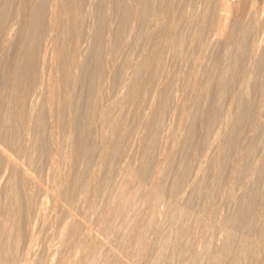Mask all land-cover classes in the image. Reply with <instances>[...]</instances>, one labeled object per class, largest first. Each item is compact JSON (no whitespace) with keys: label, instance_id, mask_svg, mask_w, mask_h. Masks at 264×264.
<instances>
[{"label":"rangeland","instance_id":"1","mask_svg":"<svg viewBox=\"0 0 264 264\" xmlns=\"http://www.w3.org/2000/svg\"><path fill=\"white\" fill-rule=\"evenodd\" d=\"M263 126L264 0H0V149L24 154L43 183L62 152L45 197L57 216L40 225L29 264L59 236L56 264H74L84 233L74 223L85 214L93 225L113 196L89 264L263 259ZM15 181L8 248L19 255L28 209ZM66 203L76 218L64 224Z\"/></svg>","mask_w":264,"mask_h":264},{"label":"bare ground","instance_id":"2","mask_svg":"<svg viewBox=\"0 0 264 264\" xmlns=\"http://www.w3.org/2000/svg\"><path fill=\"white\" fill-rule=\"evenodd\" d=\"M218 1V0H217ZM240 1V0H239ZM228 2V1H227ZM242 4L244 2V0H241ZM246 2V0H245ZM26 3V2H25ZM196 3V2H195ZM23 4V3H22ZM24 5V4H23ZM242 6H245V5H242ZM193 7V6H192ZM214 11V10H213ZM120 12V11H119ZM124 12V11H123ZM184 12V11H183ZM253 12V11H252ZM244 13V12H243ZM120 14V13H119ZM204 15V13H203ZM216 15V14H215ZM248 18V17H247ZM110 19V18H109ZM113 18L111 17V20L110 22H113L112 21ZM49 23L51 25L52 28H54L57 24L56 22V17L55 16H52L50 17L49 19ZM172 23V22H171ZM174 23V22H173ZM109 23H107L108 25ZM171 25V24H170ZM217 25V24H216ZM220 25V24H219ZM217 29V28H216ZM219 29V28H218ZM10 32V31H9ZM169 35V34H168ZM109 36V34H108ZM81 48L79 47H76L75 48V52L77 54L78 57L81 56ZM55 50V49H54ZM254 52V51H253ZM162 53V52H161ZM111 55V54H110ZM255 55V54H254ZM76 56V57H77ZM251 56V55H250ZM189 72V71H188ZM50 77V75H49ZM49 77H48V80H49ZM159 78V77H158ZM184 80V79H183ZM212 81V80H211ZM50 83V82H49ZM184 83V82H183ZM185 84V83H184ZM59 85V83H58ZM197 88V87H195ZM241 89V88H240ZM156 90V89H155ZM190 92V91H189ZM194 92V91H193ZM192 92V93H193ZM238 94V93H237ZM233 95V94H232ZM60 99V98H59ZM120 99V98H119ZM233 99V98H232ZM61 100H62V96H61ZM49 101V100H48ZM66 101V100H65ZM63 103V102H62ZM150 103V102H149ZM148 103V104H149ZM49 104V103H48ZM231 105V104H230ZM147 106V105H146ZM232 107V106H230ZM234 110V109H233ZM189 111V110H188ZM228 111V110H227ZM144 112V110H143ZM176 112V111H175ZM185 113V112H183ZM143 115V114H142ZM184 115V114H183ZM31 116V115H30ZM174 116V115H173ZM144 117V116H143ZM227 117V116H226ZM53 118V117H52ZM178 118V117H177ZM28 120H29V117H28ZM142 120V119H141ZM185 120V119H184ZM228 120V119H227ZM27 121V120H26ZM30 121V120H29ZM28 121V122H29ZM33 121V120H32ZM30 121V122H32ZM3 124V123H2ZM142 124V123H141ZM227 124V123H226ZM223 125H225V123H223ZM176 126V125H175ZM222 126V125H221ZM224 127H227L224 126ZM257 127V126H256ZM184 128V127H183ZM182 128V129H183ZM222 128V127H221ZM264 128V126H263ZM139 129V128H138ZM9 130V129H8ZM173 130V129H171ZM170 130V131H171ZM181 130V129H180ZM223 130V129H222ZM52 131V130H51ZM50 131V133H51ZM182 131V130H181ZM59 132V131H58ZM226 132V131H225ZM228 132V131H227ZM173 133V132H172ZM57 134V133H56ZM135 134V133H134ZM217 134V137L219 136L218 132H216ZM226 134V133H225ZM4 135V134H3ZM171 135V134H170ZM133 136V135H132ZM222 136V135H221ZM68 137V136H67ZM140 137V136H139ZM171 137V136H170ZM176 137V136H175ZM181 137V136H180ZM226 137V136H225ZM64 138V137H63ZM168 138V137H167ZM59 139V138H58ZM68 139V138H67ZM133 139V137H132ZM216 139V138H215ZM221 139V138H220ZM219 139V140H220ZM130 140V139H129ZM141 140V139H140ZM175 141V140H174ZM212 141V140H211ZM54 141H52L53 143ZM61 142V141H60ZM59 142V144H60ZM61 143H65L66 144V141L64 142H61ZM58 144V143H57ZM178 144V143H177ZM207 144V143H206ZM1 145V144H0ZM56 145V143H55ZM62 145V144H61ZM205 145V144H204ZM203 145V146H204ZM64 146V145H63ZM202 146V148H203ZM207 146V145H206ZM210 146V144H209ZM212 146V145H211ZM56 147V146H55ZM54 147V148H55ZM176 147V145L174 146ZM240 147V146H239ZM61 147L58 146L57 149H54V153H53V156L49 159V164H48V168H47V178L45 180V183H43L42 181H40L35 175L34 173L30 170V168L28 167L26 161H25V157H24V154H20V153H16V152H13V151H9V149L3 147L0 149V195L2 196L3 200H2V203L0 205V263L1 262H4L5 264H29L30 261L35 258L37 252H38V249L42 247H39L40 246V241H39V237L41 238V236H39V230H40V225L42 226L45 222L46 219L49 218V220H51V218H55L57 215V208H56V205L52 208H49L47 205H46V200H45V197L48 196V191L50 189V186H49V182L51 183V188L52 186L54 187V183L57 181V179L60 178V171L58 170L60 168V165H59V156L60 153L59 151L61 150L60 149ZM64 147H62L63 149ZM130 148V147H129ZM128 148V149H129ZM162 147H160L161 149ZM53 149V148H52ZM60 149V150H59ZM65 149V148H64ZM171 149V148H170ZM204 149V148H203ZM210 149V148H209ZM215 149V148H214ZM239 149V148H238ZM237 149V150H238ZM53 151V150H50V152ZM130 151V149L128 150ZM210 151V150H209ZM60 153V154H59ZM131 153V152H129ZM214 153V152H213ZM52 154V153H51ZM50 154V155H51ZM165 154V153H164ZM49 155V156H50ZM62 155V154H61ZM127 155V154H126ZM163 155V154H162ZM64 156V155H63ZM136 156V155H135ZM124 157V156H123ZM128 157V156H127ZM130 157V156H129ZM210 157V156H209ZM27 158V157H26ZM61 158V157H60ZM131 158V157H130ZM166 158V157H165ZM207 158V157H206ZM65 159V158H64ZM126 159V158H125ZM199 160V159H198ZM63 161V160H62ZM129 161V159H128ZM131 161V160H130ZM202 161V160H201ZM121 162V161H120ZM126 163V162H125ZM124 163V164H125ZM133 163V162H132ZM201 163V162H200ZM119 164V163H118ZM129 164V163H128ZM131 164V163H130ZM132 165V164H131ZM238 165V164H237ZM242 165V164H241ZM123 166V165H122ZM125 166V165H124ZM31 167V166H30ZM131 167V166H130ZM117 168V167H116ZM126 168V167H125ZM32 169V168H31ZM120 169V168H118ZM238 169V168H237ZM64 169H62L63 171ZM124 172V171H123ZM119 174V173H118ZM117 177V176H116ZM18 179L20 182L19 183V186L21 185V189L23 190V198H24V201H26V204H27V209H28V215L25 213V209H24V213L25 215L27 216V222H26V227L24 229H27L25 230L26 231V242L25 244L23 245L22 249H21V252L19 253V255H12L11 253H9V245H10V239L12 237V227H13V222H12V211H11V200L13 201V199H11V196L9 195L8 191L9 189L12 187V185H14V183L16 182L15 180ZM154 179V178H153ZM157 182V181H156ZM23 184V185H22ZM151 184V183H150ZM151 186V185H150ZM15 189L12 188V192L15 193L17 187L13 186ZM123 187V186H122ZM121 187V188H122ZM95 188V187H94ZM153 188V187H152ZM57 189V187H56ZM126 189V188H125ZM150 189V188H149ZM14 190V191H13ZM54 190V189H53ZM153 190V189H152ZM112 191V190H111ZM132 191V190H131ZM11 192V193H12ZM17 192V191H16ZM20 192V191H19ZM19 192H17L19 194ZM55 192V191H54ZM114 192V191H113ZM22 194V192H21ZM134 194V193H133ZM12 195V198H13V193L11 194ZM91 195V194H90ZM15 196V195H14ZM54 196V195H53ZM84 196V195H83ZM108 196V195H107ZM131 196V195H130ZM133 196V195H132ZM17 198V196H15ZM86 198V196H84ZM84 197L79 200V202L81 203H86L85 202V199ZM90 197V196H89ZM155 197V196H154ZM142 198V197H141ZM15 199V198H14ZM109 199V198H107ZM116 199L115 196H113L111 198V200L109 199V204L104 207L103 209H101V211L99 212V214L95 213V217H93V221L95 220V222H93V225L92 223L89 222V220H91L90 218V215L89 217L87 215H83L81 217L80 220H77V222H75V226L76 227H81L83 228V238H82V241L79 245V252H78V258L77 260H75V263L74 264H85V263H88L87 260H86V257L87 255L93 251L94 249V252L93 254H97L98 253V250L99 248H101L104 244L103 240H102V237H103V232H104V226H103V221H104V218L105 216H107L106 214H109L111 213L112 215L115 214L116 211V208L117 206H112L111 204H113L114 200ZM134 199V198H133ZM156 199V198H155ZM176 199V198H175ZM16 200V199H15ZM15 200L12 202L14 203ZM93 200V199H92ZM153 200V199H152ZM17 201V200H16ZM61 201V200H60ZM87 201V200H86ZM130 201V200H129ZM133 201V200H132ZM156 201V200H155ZM175 201V200H174ZM52 202V201H51ZM54 202V201H53ZM59 202V201H57ZM72 202V201H71ZM105 202V201H104ZM152 202V201H151ZM75 203V201H74ZM107 203V202H106ZM115 203V202H114ZM141 203V201H140ZM156 203V202H155ZM76 204V203H75ZM95 204V203H94ZM97 204V203H96ZM102 204V203H101ZM52 205V204H51ZM60 205V204H59ZM65 205V203H64ZM63 205V208L66 209V213H64L66 215L65 219H64V224H67L69 223V220H73L74 218H76L74 215V212H73V209L69 208V204L66 203V206ZM89 205V204H88ZM92 205V204H91ZM139 205V204H137ZM19 206V205H18ZM61 206V205H60ZM96 206V205H95ZM98 206V204H97ZM127 206V205H126ZM62 207V206H61ZM71 207V206H70ZM91 207V206H89ZM94 207V206H93ZM122 207V206H121ZM125 207V206H124ZM164 207V206H163ZM20 208V207H19ZM73 208V207H72ZM78 208V207H77ZM64 209V211H65ZM126 209V208H125ZM16 210V208L14 209V211ZM61 210V209H60ZM80 210V209H79ZM88 210V209H87ZM93 210V208H92ZM146 210V209H145ZM20 211V210H18ZM86 211V210H84ZM126 211V210H125ZM129 211V210H128ZM138 211V210H137ZM90 212V211H89ZM93 212V211H92ZM134 212V211H133ZM17 216L18 212H14ZM138 213V212H137ZM142 213V211H141ZM91 214V213H90ZM167 214V213H166ZM93 215V214H91ZM152 215V214H151ZM199 215V214H198ZM20 215H18L19 217ZM137 216V215H136ZM156 216V214H155ZM17 217V218H18ZM63 217V218H64ZM114 217V216H113ZM141 217V216H140ZM150 218V217H149ZM148 218V219H149ZM20 219V217H19ZM196 219V218H195ZM25 220V218H24ZM147 220V219H146ZM194 220V219H193ZM261 220V219H260ZM259 220V221H260ZM92 221V220H91ZM106 221V220H105ZM104 221V222H105ZM135 221V220H134ZM166 221V220H165ZM201 221V220H200ZM53 223V221H51ZM56 222V221H55ZM72 222V221H71ZM70 222V223H71ZM148 222V221H147ZM158 222V221H157ZM161 222V221H160ZM198 222V221H197ZM203 222V221H202ZM262 222V221H261ZM19 224V223H17ZM58 224V223H57ZM55 224V225H57ZM161 224V223H160ZM164 224V223H163ZM47 225V224H46ZM45 225V226H46ZM110 225V224H109ZM202 225V224H201ZM49 226V225H48ZM47 226V227H48ZM111 226V225H110ZM143 226H146V225H143ZM157 226V225H156ZM159 226V225H158ZM163 226V225H162ZM15 227H19V226H16ZM51 227V226H50ZM48 227V228H50ZM152 227V226H151ZM196 227V226H195ZM46 228V227H45ZM106 228V227H105ZM137 228V227H136ZM187 228V227H186ZM185 228V229H186ZM192 228V227H191ZM223 228V227H222ZM18 229V228H16ZM58 229V228H57ZM145 229V228H144ZM189 229V228H187ZM197 229V228H196ZM48 230V229H47ZM112 230V229H111ZM138 230V229H137ZM49 231V230H48ZM46 231V232H48ZM107 231V230H106ZM114 231V230H113ZM153 231V229H152ZM161 231V230H160ZM186 231V230H185ZM189 231V230H187ZM19 232V231H17ZM60 232V231H59ZM146 232V231H145ZM45 233V232H44ZM55 233V232H54ZM106 233V232H105ZM108 233V232H107ZM143 233V232H142ZM148 233V232H147ZM153 233V232H152ZM53 234V233H52ZM51 234V235H52ZM56 234V233H55ZM160 234V233H159ZM197 234V233H196ZM224 234V233H223ZM19 235V234H17ZM25 235V234H24ZM59 235V233H58ZM61 235V234H60ZM140 235V234H139ZM227 235H228V232H227ZM63 236V235H62ZM155 236V235H154ZM217 236V235H216ZM43 237V236H42ZM54 237V236H53ZM108 237V236H107ZM106 237V238H107ZM151 237V235H150ZM156 237V236H155ZM159 237H161V235H159ZM196 237V236H195ZM245 237V235H244ZM52 238V237H51ZM59 238V239H58ZM58 238H54L53 240H51L48 244H47V247L44 245L46 251H47V254H46V258H45V261H43L44 263L43 264H56V261H55V256H56V249H57V246H58V241L61 239V236H59ZM139 238V237H138ZM187 238V237H186ZM189 238V236H188ZM194 238V236H193ZM202 238V237H201ZM222 238V237H221ZM225 238V237H223ZM229 238V237H228ZM233 238V237H232ZM234 238H235V235H234ZM233 238V239H234ZM246 238V237H245ZM45 239V238H44ZM104 239V238H103ZM164 239V238H163ZM197 239V238H195ZM217 239V238H216ZM215 239V240H216ZM15 240V239H14ZM25 240V239H24ZM47 241L49 239H46ZM122 240V239H121ZM120 240V241H121ZM128 240V239H127ZM132 240V239H131ZM152 240V239H151ZM190 240V239H189ZM194 240V239H193ZM193 240L191 239V241L193 242ZM200 240V239H199ZM203 240V239H202ZM225 240V239H224ZM222 240V241H224ZM258 240V239H257ZM42 241V240H41ZM119 241V242H120ZM154 241V239H153ZM188 241V239H187ZM201 241V240H200ZM218 241V240H217ZM221 241V242H222ZM227 241V240H226ZM236 241V240H235ZM247 241V240H246ZM243 242V243H247V242ZM251 241V240H250ZM259 241V240H258ZM46 242V241H45ZM137 242V241H136ZM196 242V241H195ZM195 242L194 243H190L191 246L193 247H196L198 246L197 244L195 245ZM198 242V241H197ZM230 242H233V241H230ZM240 242V243H241ZM249 242V241H248ZM254 242V241H253ZM260 242V241H259ZM20 243V242H19ZM128 243V242H127ZM142 243V242H141ZM148 243V242H147ZM146 243V244H147ZM239 243V245H240ZM252 243V242H251ZM256 243V242H255ZM91 244H95L94 245V248L91 247ZM132 244V243H131ZM217 244V243H216ZM221 244V243H220ZM242 244V243H241ZM257 244V243H256ZM111 245V244H110ZM143 245V244H142ZM145 245V244H144ZM185 245V244H184ZM246 245V244H245ZM251 245V244H248V246ZM261 245V244H260ZM105 246H107L105 244ZM158 246V245H157ZM168 246V245H167ZM216 246V245H215ZM257 246V245H256ZM16 247V246H15ZM113 247V246H112ZM242 247V246H241ZM241 247H237L238 249L241 248ZM21 248V247H20ZM105 248V247H104ZM128 248V247H127ZM159 248V247H157ZM201 248V247H200ZM232 248V247H231ZM161 249V247H160ZM185 249V248H184ZM219 249V248H218ZM246 249V248H244ZM243 249V251H244ZM252 249V248H251ZM257 249V247L255 248V250ZM113 250V249H112ZM134 250V249H133ZM199 250V249H198ZM242 251V249H240ZM249 250V248H248ZM44 251V250H43ZM45 251V252H46ZM108 251V249H107ZM200 251V250H199ZM221 251V250H220ZM239 251V250H238ZM246 251V250H245ZM250 251V250H249ZM261 251V250H260ZM100 252V251H99ZM102 252V251H101ZM116 252V251H115ZM160 252V251H159ZM162 252V251H161ZM180 252V251H179ZM186 252V251H185ZM217 252V251H216ZM252 252V251H251ZM259 252V251H258ZM15 253V252H14ZM92 253V252H91ZM199 253L197 251L195 252H192V256H191V259L192 258H195L197 257L196 254ZM263 253V252H262ZM42 254V253H41ZM101 254V253H100ZM106 254V253H105ZM181 254V253H180ZM212 254V253H211ZM217 254V253H216ZM216 254H212V263L211 264H215L217 263L216 260H214V257L217 256ZM245 254V253H244ZM38 255V254H37ZM45 255V254H44ZM99 255V254H98ZM114 255V254H113ZM129 255V254H128ZM225 255V254H224ZM243 255V254H242ZM246 255V254H245ZM244 255V256H245ZM252 257H251V260L249 261L250 263L249 264H264V258L262 259L261 256H259L257 254V251L256 253H251ZM93 256V255H92ZM91 258L93 259L94 257ZM97 256V255H96ZM247 256V255H246ZM127 257V256H126ZM209 257V256H208ZM219 257V256H218ZM243 257V256H242ZM132 258V257H131ZM231 259V258H230ZM247 259V258H246ZM111 260V259H110ZM244 260V259H243ZM36 261V260H35ZM91 261V260H90ZM247 261V260H246ZM246 261H244L246 264ZM106 262V261H105ZM104 262V263H105ZM114 262V261H113ZM125 262V261H124ZM182 262L184 263V261L182 260ZM233 262V261H232ZM231 262V263H232ZM243 262V261H242ZM37 263V262H35ZM108 263V262H107ZM117 263V262H116ZM121 263V262H120ZM130 263V261L128 262ZM152 263V261H151ZM235 263V261H234ZM232 263V264H234ZM239 263H241V260L239 261ZM248 263V262H247ZM33 264V263H32ZM89 264V263H88ZM103 264V263H102ZM131 264V263H130ZM243 264V263H242Z\"/></svg>","mask_w":264,"mask_h":264}]
</instances>
